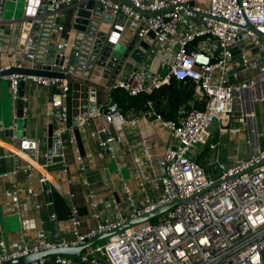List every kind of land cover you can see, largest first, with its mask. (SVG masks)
<instances>
[{
	"label": "built area",
	"instance_id": "obj_1",
	"mask_svg": "<svg viewBox=\"0 0 264 264\" xmlns=\"http://www.w3.org/2000/svg\"><path fill=\"white\" fill-rule=\"evenodd\" d=\"M45 1L46 9L53 14L50 32L55 31V17L64 9L63 4L70 0ZM96 1L106 9H111L114 15H123L122 32L133 30L130 50L142 40L150 39L143 48L144 58L150 62L154 54H160L158 67L161 72L150 74L144 64L136 67L139 61L131 55L133 50L129 51L126 60L133 69L125 76L113 79L108 85L109 89L122 88L130 95L149 93L173 76L193 81L194 95L202 99L204 104L202 107H192L176 118L165 119L160 113L151 110L142 113L143 118L160 122L170 132L163 153L166 164L160 171L146 136L140 133L137 142L142 156L133 173L140 200L118 169L121 193H110L109 201L114 214L110 220L102 221L97 209V192L85 175L84 156L76 143V127L95 124L90 134L98 138V154L107 153L110 158H114V146L122 142L123 138L113 132L111 126L117 120L135 125L137 119L125 117L117 102L110 97L96 104V89L89 88L93 110L77 118L74 124L54 131V151H43L41 155L50 159L56 155L63 158L61 132H68L74 160L83 173L81 183L85 203L89 216L96 220L95 226L82 230L79 208L72 203L67 214L68 235L61 236L59 240L42 238L29 241V231L22 226L17 232L16 247L10 248L0 238V262L58 245L83 243L97 232L115 227L128 217H136L158 205L181 200L152 219L107 236L95 250L81 252V259L48 253L25 264H264V162L254 165L264 157V147L256 145L250 157L238 158L231 165L216 162L219 170L216 177L208 175L204 165L191 156L196 144L207 142L214 119L217 120L220 133H236L249 126L252 128L251 105L264 100V38L248 28V24L264 35V0H206L203 3L197 0H130L132 4ZM147 10L152 13H145ZM197 38H201L197 47L189 48V43ZM207 41L214 43L208 46ZM241 42L251 43L260 57L252 56L241 48L236 52L235 44ZM66 44V41L63 42L62 48ZM37 49L34 36L27 35L19 57L34 60ZM75 53L78 54V51ZM67 59L68 56L65 61ZM9 66L6 65V68ZM61 67L65 71L73 69V65L69 64ZM244 71L251 73L242 76ZM6 77L9 80V94L14 101L19 98L20 78L58 88V98L56 101L53 99L54 107L49 106L46 114L65 121V98L69 90V82L65 77L17 73ZM22 98L25 100L24 95ZM24 114L27 116L26 107ZM10 138L12 141L27 139L26 135L17 137L15 134ZM252 138L256 144L254 128ZM215 146V142L210 143V147ZM20 147L26 149L24 144H20ZM35 154H39L38 148ZM26 162L22 169L27 176H31L34 165L30 160ZM17 170L2 172L0 176L13 175ZM47 178L44 172L39 175L41 186ZM157 180L161 183V192L152 198L148 184ZM216 180H219L217 184ZM41 189L44 191L43 187ZM24 192L25 188L13 180L10 200L20 219L23 217L21 197ZM39 193L38 190L31 192L36 209L43 205L38 199ZM65 194L68 197L73 195L69 189L65 190ZM50 202L44 204L47 206ZM154 218L156 221H152ZM38 231L44 235L45 228L40 226Z\"/></svg>",
	"mask_w": 264,
	"mask_h": 264
},
{
	"label": "crops",
	"instance_id": "obj_2",
	"mask_svg": "<svg viewBox=\"0 0 264 264\" xmlns=\"http://www.w3.org/2000/svg\"><path fill=\"white\" fill-rule=\"evenodd\" d=\"M205 0H197L203 3ZM18 5L16 6V4ZM11 10V14L9 13ZM11 18L10 21L0 23V52H4L8 58L11 55L19 57V51L23 43V22L15 19L20 16L23 11V1L7 0L4 4L2 14ZM14 13V14H13ZM41 14L39 16H43ZM74 16V9L66 6L59 16L55 17L56 30H51L48 41L57 43L58 50H63L67 44L62 48V43L67 42V38L72 28ZM36 17V16H35ZM32 27L28 29V35L32 34ZM33 35V34H32ZM41 35V34H40ZM34 36V35H33ZM133 36V30L128 29L122 32L121 41L127 44ZM26 37V36H25ZM25 39V38H24ZM40 39L37 43L39 44ZM211 41H207L206 45L212 46ZM47 45V44H46ZM48 47V46H47ZM240 48L247 51L252 56H259L257 49L249 42H241L235 44V51ZM47 50V48H45ZM133 50V49H131ZM46 57V54H45ZM152 60L144 58V66L148 68L150 74L161 72L158 67L160 61V54L156 53L152 56ZM18 62V61H17ZM138 62L136 67L141 66ZM133 66L128 61L124 62L118 69L114 79L125 76ZM251 72L244 71L242 76H248ZM9 80L3 77L0 80V173L18 169L13 175L0 176V238H3L7 245L11 247L17 246V232L24 226L29 231L28 240H39L42 238H52L54 235L59 237L68 235L69 222L67 214L70 204H75L79 208V216L81 217V229L85 230L95 226L96 220L89 216L87 205L84 199L83 187L81 178L83 173L79 169L78 163L74 160V152L72 144L69 142L68 132H61L63 159L53 160V156L43 157L41 152L51 150L54 151L53 133L64 126L72 125L77 118L84 116L89 108L92 107L89 88L83 82L73 81L69 85V90L65 98L67 106V116L65 121L59 120L55 115L49 117L46 110L49 106L54 107V92L55 88L52 86H43L35 83L30 79H24L20 83V89L23 91L25 100L27 101L26 111V126L20 130V133L15 131L17 137L26 135L20 141H12V135L4 128L11 121L13 109H11L10 99L13 100L9 94ZM110 90L106 88H96V100L99 104L109 100ZM111 98V97H110ZM14 101V100H13ZM253 110V124L252 128L255 131V141L252 138V128L249 126L245 129H240L236 133L225 132L220 133L218 125L215 123L210 126V134L208 140L204 144H196L191 154L192 158L204 165L207 174L214 176L217 172L216 162H223L231 165L238 158L250 157L255 150L256 145L264 147V100L255 101L251 105ZM187 112L185 109L184 113ZM182 115V114H181ZM135 125H129L125 122L116 121L111 130L122 136V142L116 143L114 146V158H110L107 153L99 155L100 148L97 143V137L90 134L91 130L96 127L95 124L84 127H76L77 140L81 152L84 156L86 165L85 175L92 182L93 189L97 192L99 205L98 212L101 215L102 221H108L112 218L114 210L109 201L111 192L121 193V182L119 180V173L132 185L133 191L140 200L139 190L133 177L134 169L139 159L142 156L141 147L138 145V138L140 133H143L152 152L156 158V165L160 171L166 163L163 161L164 149L170 139V132L160 122L155 120H148L141 115L136 117ZM215 142V147H210V143ZM20 144H24L26 149L22 150ZM38 148L39 154H35V149ZM30 157V158H29ZM29 158V159H27ZM30 160L33 163V175L27 176L22 169V165ZM27 163V162H26ZM44 164V166H43ZM44 172L47 175L46 185L49 190L44 194L41 185L38 181L39 175ZM13 180H16L21 186L25 188L22 194V208L23 217L20 219L18 213L13 209L10 200V188ZM69 189L73 195L68 197L65 190ZM38 190V199L43 203L42 207L36 209L34 206V198L31 192ZM148 190L152 198L157 197L161 192V183L157 180L148 184ZM51 192V202L54 207V216L56 218L55 226H52V216L48 212L46 202V195ZM42 226L45 228L44 235L38 230Z\"/></svg>",
	"mask_w": 264,
	"mask_h": 264
},
{
	"label": "water",
	"instance_id": "obj_3",
	"mask_svg": "<svg viewBox=\"0 0 264 264\" xmlns=\"http://www.w3.org/2000/svg\"><path fill=\"white\" fill-rule=\"evenodd\" d=\"M113 2H127L130 0H110ZM144 1V0H141ZM7 0H0V23L10 21L11 18L2 14L4 4ZM38 7H37V6ZM70 6L74 9L72 28L70 29L69 37L67 38V46L64 52H59L58 44L49 42L48 36L50 34V20L53 17L51 11L46 9L47 2L45 0H23V11L22 14L15 19L23 22V38L28 35V29L32 27V34L34 35L35 41H39L38 49L34 60L29 58H17L14 55L6 57L4 52H0V80L11 74L21 75H35L44 77H65L69 85L73 81L83 82L90 87V89L106 88L109 89V83L114 79V75L117 74L118 69L126 62V57L129 53L131 45L130 42L125 44L121 41L122 35V22L123 15H114L111 9H106L102 3L96 0H70L63 4V7ZM147 14H151L152 11H144ZM44 14L43 16H39ZM36 16V17H35ZM248 28L253 30L259 36L264 38V35L256 30V28L248 24ZM41 34V35H40ZM150 39H148L149 41ZM146 41V42H145ZM141 41L139 45L133 49L132 56L144 64V46H146L147 40ZM47 44V45H46ZM123 44L121 55H117L115 48ZM48 46V47H47ZM47 48V50L45 49ZM78 51V54L75 52ZM46 54V57H45ZM68 56L67 61H65ZM54 63V65H51ZM69 64L73 65L72 70L65 71V68L61 65ZM6 65H10L6 68ZM167 68V66H165ZM101 75L100 78L98 76ZM24 81L23 78L19 79V98L16 101L10 99V105L13 109L11 115V121L8 124L9 128H4L9 133H20V130L26 126V114H24V107L27 106V101L22 98L23 91L20 89V83ZM59 89L55 87L54 101L58 98L57 94ZM94 106L89 108L93 110ZM217 123V120L212 121V125ZM1 125V124H0ZM12 126V127H11ZM24 135V134H23ZM54 138L56 135L54 134ZM62 160L61 155L53 156V160ZM264 162V157L256 162L254 165ZM169 162L167 163V165ZM219 174L217 169L216 177ZM219 180L215 181L217 184ZM44 194H46V183L42 185ZM46 195V201L51 200V192ZM177 200L171 203H166L156 206L154 209L141 213L136 217H128L124 222L112 227L108 230L97 232L96 234L89 237L85 242L76 245H64L46 248L38 251H32L24 255L12 257L0 262V264H25L29 261L36 259L41 255L48 253L55 254H66L74 256L77 259H81L82 250L101 239L106 238L109 235L117 233L122 229L152 219L154 216L161 214L168 210L177 202ZM48 212L50 214L55 213L52 202L47 205ZM52 226L54 228L56 218L52 216ZM58 235H54L55 240H59Z\"/></svg>",
	"mask_w": 264,
	"mask_h": 264
},
{
	"label": "trees",
	"instance_id": "obj_4",
	"mask_svg": "<svg viewBox=\"0 0 264 264\" xmlns=\"http://www.w3.org/2000/svg\"><path fill=\"white\" fill-rule=\"evenodd\" d=\"M200 39L190 42L188 47H197ZM110 97L117 102L119 110L127 118L139 117L147 110L160 113L165 119L176 118L185 109L202 107L204 104L202 99L194 95L193 81L173 76L149 93L130 95L122 88H113L110 90ZM152 221H156V218Z\"/></svg>",
	"mask_w": 264,
	"mask_h": 264
},
{
	"label": "rangeland",
	"instance_id": "obj_5",
	"mask_svg": "<svg viewBox=\"0 0 264 264\" xmlns=\"http://www.w3.org/2000/svg\"><path fill=\"white\" fill-rule=\"evenodd\" d=\"M19 1L22 3L23 0H19ZM204 2H206V0H205ZM17 5H18V3L16 4V6H17ZM9 13L11 14V10H9ZM21 13H22V12H21ZM6 14H8V11H6V12L4 13V16H6ZM13 14H14V13H13ZM121 48H122V49L124 48V47H123V44H121L119 47H116V48H115V52H117V55H121V54H120V52H122ZM105 239H106V238L101 239V240H99V241H96V242H94V243H92V244L86 246V247L82 250V252L86 253V252H88V251H91L92 249L95 250V249H96V246H97L98 244L104 242Z\"/></svg>",
	"mask_w": 264,
	"mask_h": 264
}]
</instances>
